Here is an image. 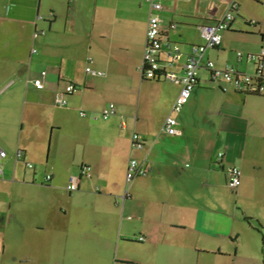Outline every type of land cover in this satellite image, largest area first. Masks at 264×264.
<instances>
[{
    "label": "crops",
    "instance_id": "obj_1",
    "mask_svg": "<svg viewBox=\"0 0 264 264\" xmlns=\"http://www.w3.org/2000/svg\"><path fill=\"white\" fill-rule=\"evenodd\" d=\"M161 1L162 39L179 46L172 69L204 43L199 26L234 3L203 60L255 71L247 55L264 51V0ZM148 15L146 0H0V264H264V94L236 90L202 67L174 111L181 85L139 68ZM250 35L259 49L248 46ZM69 81L77 89L56 104ZM109 103L115 112L103 119ZM155 105L176 118L179 133L150 129ZM130 157L148 172L126 183ZM230 166L241 169L235 189Z\"/></svg>",
    "mask_w": 264,
    "mask_h": 264
},
{
    "label": "built area",
    "instance_id": "obj_2",
    "mask_svg": "<svg viewBox=\"0 0 264 264\" xmlns=\"http://www.w3.org/2000/svg\"><path fill=\"white\" fill-rule=\"evenodd\" d=\"M149 5V15L147 19L146 32H145V44L142 55V63L139 68L143 76L149 79L163 78L171 82H177L181 85L180 90L174 100L172 109L174 111L180 110L184 102L189 97L196 80L197 70L199 68H206L210 72V76L213 79H220L231 85L236 90L245 93L264 94V51L260 50L256 54H248L247 58L255 61V71L253 73H244L235 70L232 66H216L215 63L206 59L203 60V53L206 48L215 47L220 43V32L230 26V22L234 17L236 5L230 4L227 10L213 24L200 25L199 30L201 36L204 39L203 44H197L191 46V52L188 55L182 68L178 71L172 69V65L175 59L179 56V46L177 44H169V42L162 39V33L160 30L159 13L163 9L161 0H146ZM173 26V25H172ZM163 46L166 47L163 50ZM160 52L163 53V58H160ZM237 55L241 57V53L237 52ZM86 72L93 75H104L101 70H96L90 66L85 67ZM44 76L45 71L41 72ZM34 85L37 88H42L43 81L41 78H35L33 80ZM77 89L74 82L69 81L62 92H57L55 95V102L58 105H66V96L73 93ZM115 105L109 103L104 107L100 113L101 118L107 119L114 114ZM80 116L85 115L83 110L79 111ZM160 131L165 134L173 135L179 133L177 128V120L172 115H167L160 127ZM132 146L136 148L142 147V140L137 133L132 134ZM4 155V152L0 150V157ZM16 158L22 157V151L17 150L15 153ZM218 159L222 157V153H217ZM28 168H32L33 164L29 161L25 162ZM88 166H83L80 169V173L86 176L90 175ZM2 164L0 162V177L2 176ZM148 169L143 165L142 161L136 157H130L126 164L125 170V182L128 183L137 176L146 175ZM228 180L227 186L235 189L240 184L241 170L238 166H230L227 169ZM50 174H46L45 178L50 179ZM77 188V177L70 176L69 183L66 186L68 191L75 190ZM127 195L125 191L124 196ZM138 239L142 240V237Z\"/></svg>",
    "mask_w": 264,
    "mask_h": 264
},
{
    "label": "rangeland",
    "instance_id": "obj_3",
    "mask_svg": "<svg viewBox=\"0 0 264 264\" xmlns=\"http://www.w3.org/2000/svg\"><path fill=\"white\" fill-rule=\"evenodd\" d=\"M247 41H248V46L250 48L251 47H252V49H254L256 47L258 48V45H259V42H260L259 37H253L252 35H250V37L247 38ZM262 47L264 48V43H263ZM238 49L242 50V48H238ZM136 91L138 92V89H136ZM107 101H109V100H107ZM150 112H151V118L150 119L148 118L149 120L147 119V122L150 124V129L158 131L160 126H161V124H162V122H163L164 117L166 116V111L162 110L159 105H155V106H151ZM132 115H134V113ZM139 115H141V111L139 112ZM179 115H178V118H179ZM144 120L145 119L143 118V116L139 117L138 127L139 126H144ZM197 127H198L197 132L201 133V145H202V144H204L207 141L208 136L205 135V131H203L204 122L199 117H198V121H197ZM4 165H5V163H4Z\"/></svg>",
    "mask_w": 264,
    "mask_h": 264
},
{
    "label": "trees",
    "instance_id": "obj_4",
    "mask_svg": "<svg viewBox=\"0 0 264 264\" xmlns=\"http://www.w3.org/2000/svg\"><path fill=\"white\" fill-rule=\"evenodd\" d=\"M245 93V92H244ZM249 94V93H248ZM241 170V169H240Z\"/></svg>",
    "mask_w": 264,
    "mask_h": 264
}]
</instances>
